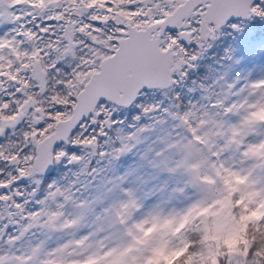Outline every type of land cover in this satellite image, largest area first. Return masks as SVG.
<instances>
[{
    "label": "snow or ice",
    "instance_id": "6c2138e0",
    "mask_svg": "<svg viewBox=\"0 0 264 264\" xmlns=\"http://www.w3.org/2000/svg\"><path fill=\"white\" fill-rule=\"evenodd\" d=\"M4 3L21 11L9 13V22L19 24L15 34L0 35V137L25 117L29 125L21 143H0V162L13 169L0 167V264H264V139L246 143L249 133L264 125V78L236 92L231 91L236 85L228 84L229 91L214 102L211 95L202 97L209 105L172 114L182 131L164 141L150 163L184 178L173 192L193 190L195 197L181 208L156 205L142 212L138 190L123 186L133 170L108 180L106 193L114 198L94 215L90 230L82 231L95 212L92 201L50 183L33 209L15 187L32 178L36 187L27 195L35 198L41 185L37 175L53 162L83 159L64 145L96 154L99 139L108 135L105 129L117 123L111 106L134 104L145 86L175 84L174 76L185 77V68L225 25L240 31L249 20L264 21V0H0ZM47 9L51 14L43 17ZM38 16L47 23L33 31L27 25ZM41 34L47 36L43 47ZM26 41L30 50L21 47ZM69 56L75 63L66 75L61 62ZM34 86L38 92L31 91ZM229 95L242 100L228 103ZM156 110V105L142 107L145 115ZM241 112L234 124L224 119ZM143 131L117 137L118 146L113 143L100 157L119 159ZM57 142L63 143L57 147ZM229 151L239 154L241 166L223 158ZM69 207L73 211H66ZM34 228L73 238L52 248L43 242L18 247Z\"/></svg>",
    "mask_w": 264,
    "mask_h": 264
},
{
    "label": "rangeland",
    "instance_id": "374dc122",
    "mask_svg": "<svg viewBox=\"0 0 264 264\" xmlns=\"http://www.w3.org/2000/svg\"><path fill=\"white\" fill-rule=\"evenodd\" d=\"M3 10L12 14H18L21 11L19 8L8 7L7 3L0 6V13ZM51 11V9L45 10L42 14L43 17L51 14ZM80 19L85 18L80 17ZM45 23L47 21L42 22L41 17L38 16L35 22L27 26L33 31H38L36 25L43 26ZM18 27V23L12 24L5 20L3 14L0 15V35L5 32L14 35L12 29ZM243 29L250 31V34L246 36L243 33L242 37L239 38L236 36L238 31L225 25L217 39L211 42L212 46L202 53L192 67L185 68L187 75L183 78L174 76L176 83L168 89L142 90L134 104L126 110L111 106L115 108L112 112V118L117 123L112 129H109L107 137L99 140L101 147L96 150V154H92L91 149L71 144L64 145L65 151L74 152L82 156L83 159L79 163H69L67 160L59 163L53 162V168L48 178H39L41 185L35 198L28 196L27 193H30L36 185L31 180H26V187L21 191L25 192L26 198L30 201L28 207L30 204L32 205L29 208L35 209L38 207L35 200L43 198L47 184L55 183L61 188L69 189L76 197L93 202L92 208L95 212L88 214L82 229L88 231L90 230L88 225L94 215L101 211L108 199L114 198L106 193L107 188L111 187L107 183L108 180L117 176H126L128 172L133 170L132 176H126L123 186L138 190L141 203L144 205L142 212L156 205L164 210L178 209L188 202V197L194 198L195 193L192 189H188L184 194L172 191L174 188L183 186L184 178L182 176H168L166 173L154 168L150 161L153 159L154 151L163 147L164 141L170 137H175L178 132L182 131L176 126L178 121L172 118V114L182 113L191 109L193 105H196L197 108L201 105H209L210 101L202 97L211 95L214 102L217 95L223 97L229 91L227 89L228 84L234 83L236 87L231 91L236 92L246 83L264 78V21L258 18L249 20L242 26L240 31ZM57 30L61 35L63 34L62 29L58 27ZM41 35L45 36V39L38 41V43L39 46L43 47L47 43V36L46 34ZM21 47L30 50L31 43L26 41ZM189 51H193V49H189ZM235 57L236 61L233 62L232 58ZM74 63L75 60L72 57H65L61 62V70L67 75ZM49 84H52V79L49 80ZM201 85L204 87L202 88ZM204 88H207L208 91L205 92ZM31 91H35V89L32 88ZM243 95H247V92ZM41 99L46 100V95ZM251 99H255V97ZM240 100H242V96L229 95L227 102L232 103ZM149 105H156L157 110L145 115L142 112V107ZM165 109H167V112H165ZM240 115H243V112L224 119L229 124H234L239 120ZM137 116L140 117L139 120L135 119ZM225 127H227V124ZM140 128H144L146 131L139 134V143H136L131 151L123 154L117 160H112L110 156L100 157V151L111 152L113 143L118 146L117 137L127 136ZM75 131H79V129ZM75 131L73 136H76ZM11 138L22 139V132L17 131L13 135L6 133L5 137H0L3 140ZM261 139H264V125L256 126L246 137V143H256ZM105 140L108 141L107 144H105ZM223 158L235 162L237 167L241 166L239 165L240 156L238 153L229 151L225 153ZM250 163L251 161L246 162L243 167H248ZM92 168H96L97 171L89 175ZM162 188L163 191H161ZM189 190H192V192H189ZM49 203L52 207H55L54 203L51 201ZM66 211H73V209L69 207ZM79 234L77 233V236ZM72 238V235L67 232L34 228L18 242L17 246L26 249L43 242L47 248H52Z\"/></svg>",
    "mask_w": 264,
    "mask_h": 264
},
{
    "label": "flooded vegetation",
    "instance_id": "af4514ba",
    "mask_svg": "<svg viewBox=\"0 0 264 264\" xmlns=\"http://www.w3.org/2000/svg\"><path fill=\"white\" fill-rule=\"evenodd\" d=\"M2 14H3V16L5 17V20L6 21H9L10 20V17H9V12H7L6 10H3L2 11ZM26 75H30V73H27ZM36 82H34V84H35ZM33 89H35V91H33V92H38L37 91V86H35V87H33ZM21 99H22V97H21ZM28 125H29V120H28V117H25L23 120H21L17 125H16V127H15V129H8L7 130V132L6 133H9V135H13V134H15L17 131H21L22 133H23V131H25V130H27V128H28ZM109 130H107L106 132H108ZM104 137H101L99 140H101V139H103ZM9 140H11V141H13V142H16V143H21V141H22V139H8V140H3V139H0V143H3V144H6V143H8V141ZM62 143H57V147L58 146H60ZM71 148H72V146H71ZM25 151L26 152H29L30 151V149H25ZM0 167H3V168H5V171H12L13 169L10 167V166H7L6 164H5V162H0ZM52 168H53V163L51 164V169H50V171L48 172V173H46V174H43L42 176H40V175H37V177H36V179H39V178H42V179H47L48 178V175H50L51 174V170H52ZM63 168H65L64 166H63ZM26 180H32V178H23L21 181H19L16 185H15V187L18 189V190H23V189H25V185L27 184V182H26ZM32 204H30V206H31ZM29 206V207H30Z\"/></svg>",
    "mask_w": 264,
    "mask_h": 264
},
{
    "label": "water",
    "instance_id": "95a60500",
    "mask_svg": "<svg viewBox=\"0 0 264 264\" xmlns=\"http://www.w3.org/2000/svg\"><path fill=\"white\" fill-rule=\"evenodd\" d=\"M1 5H3V4H0V6H1ZM230 19L234 20V19H238V18L232 17V18H230ZM169 87H170V86H169ZM169 87H165V88L156 87V88H151V89L164 90V89H167V88H169ZM142 90H149V88H147V86H145L143 89H141V91H142ZM37 91H39L38 86H37ZM129 106H131V105H128V106H117V107L127 108V107H129ZM107 129H108V128H106L105 130H107ZM57 143H63V142H57ZM50 169H51V165L49 166V169L46 170V172H45L44 174L48 173V172L50 171Z\"/></svg>",
    "mask_w": 264,
    "mask_h": 264
},
{
    "label": "trees",
    "instance_id": "16d2710c",
    "mask_svg": "<svg viewBox=\"0 0 264 264\" xmlns=\"http://www.w3.org/2000/svg\"><path fill=\"white\" fill-rule=\"evenodd\" d=\"M243 33H245L246 36H248L250 34V31H245V29H243L242 31H238V33L236 34V36L240 38V37H242V34ZM232 61L233 62L236 61V57L235 58H232Z\"/></svg>",
    "mask_w": 264,
    "mask_h": 264
},
{
    "label": "clouds",
    "instance_id": "9594fccd",
    "mask_svg": "<svg viewBox=\"0 0 264 264\" xmlns=\"http://www.w3.org/2000/svg\"><path fill=\"white\" fill-rule=\"evenodd\" d=\"M189 192H192V190H189ZM82 231H86V230H82Z\"/></svg>",
    "mask_w": 264,
    "mask_h": 264
}]
</instances>
